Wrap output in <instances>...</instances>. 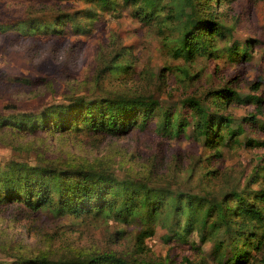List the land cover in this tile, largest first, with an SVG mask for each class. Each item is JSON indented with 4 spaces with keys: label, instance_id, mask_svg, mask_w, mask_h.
Instances as JSON below:
<instances>
[{
    "label": "rangeland",
    "instance_id": "1",
    "mask_svg": "<svg viewBox=\"0 0 264 264\" xmlns=\"http://www.w3.org/2000/svg\"><path fill=\"white\" fill-rule=\"evenodd\" d=\"M214 1L220 31L208 38L217 48L215 56L197 54L187 61L174 53L187 18L174 8L179 0H164L147 21L133 15L140 2L115 0L114 9H105L86 0H0V25L28 26L21 33L0 31V115L39 116L46 108L62 110L76 98L96 102L119 94L149 95L159 101L145 127L136 125L124 134L83 127L62 132L52 126L0 129V164L91 168L110 172L118 181H142L162 190L166 198L147 224L137 218L123 222L107 205L65 216L45 207H2L0 261L21 253L56 259L113 252L171 264H218L214 240H201L198 224L186 241L166 240L172 235L171 194L222 200L235 190L256 192L264 199V0ZM218 89L233 90L239 99L224 104L212 97ZM188 96L199 98L205 108H220L231 117L233 128L244 131L228 140L226 128H216L223 135L217 150L195 139L192 124L179 136H161V110L173 108L189 116L184 105ZM121 199L109 194L107 202ZM261 207L264 211V200ZM222 219L223 212L214 211L208 227H220L219 236L225 240ZM184 220L180 218L182 224ZM250 227L253 241L242 238L232 244L238 254L246 250L236 264H264V224L253 221ZM144 230L151 233L142 248L137 247V236Z\"/></svg>",
    "mask_w": 264,
    "mask_h": 264
},
{
    "label": "trees",
    "instance_id": "2",
    "mask_svg": "<svg viewBox=\"0 0 264 264\" xmlns=\"http://www.w3.org/2000/svg\"><path fill=\"white\" fill-rule=\"evenodd\" d=\"M86 1L92 3L94 1L105 9H114L115 0ZM123 2L136 5L140 1L123 0ZM162 2L164 0H142L140 5L134 8L133 15L142 21H147L150 17L154 18L158 11V5L160 6ZM214 3L216 5L219 0H215ZM212 5L211 0H179V8L174 5L176 10L179 9L178 13L184 12L187 16L179 46L174 50L176 56L184 57L187 61L193 59L197 54L215 56L217 48L212 42L213 39L208 37L219 34L220 24L213 17L215 6ZM184 10H189V12L185 13ZM39 26L41 25L39 24ZM26 28L28 26L18 24L0 25L2 32L12 29L21 33ZM212 93V97L220 99L224 104L239 99L236 98L237 96L234 97L235 94L230 89L227 91L218 89ZM158 104L159 101L149 95L128 97L119 94L101 98L96 102H84L82 98H76L65 104L62 110L46 108L39 116L23 113L2 114L0 115V129L17 128L36 131L38 128L46 129L52 126L53 129L62 132L78 130L79 127H83L84 130L91 132L124 134L136 125H140L141 128L145 127ZM184 105L190 109L189 116L184 115V112L179 114L173 108L161 110L163 121H165V129L160 131L161 136L167 138L179 136L184 133V127L192 124L195 139H203L206 147L217 150V143L223 139V135L217 132L220 127L226 128L224 136L228 140L234 139L244 131L241 126L233 128L231 117L220 108L217 110L211 107L205 108L196 96L185 98ZM139 118L140 124L137 122ZM251 142V140L246 141L248 145H251ZM60 167L48 163L30 167L15 161L0 164V208L15 206L29 211H37L45 207L55 216H65L93 209L101 210L107 205L109 212L123 222H127L128 218H137L141 223L147 224L153 221L162 207L165 197H162L160 192L163 191L149 187L142 181L132 179L118 181L110 172H97L91 168L67 165L65 169L61 170ZM120 189L123 191L120 192ZM243 193L234 190L224 194L222 200L204 199L202 196L184 192L171 194L169 200H171L172 221L167 228L172 232V235H168L166 240L173 239L184 242L192 232V228L196 229L198 224L201 228L199 230L200 239L213 238L214 240L212 250L216 262L218 264H236L235 262L242 258V254L246 253V250L243 249L238 254L233 251L232 244L242 238L253 241L255 232L252 231L253 227H250V223L255 221L264 224V211L261 207L264 200L262 194L252 192L245 195ZM109 194L118 195L122 199L120 201L110 200L108 203ZM156 202L158 204H155ZM216 210L223 212L221 223L227 234L225 240L219 236L220 227L218 230L208 227V220ZM181 217L185 219L184 224L180 221ZM162 223L166 226L165 221ZM150 233L146 230L139 233L137 247L142 248L144 237ZM12 257V260L0 261V264H171L168 260L130 258L113 252L56 259L43 254L26 255L23 253L12 254Z\"/></svg>",
    "mask_w": 264,
    "mask_h": 264
}]
</instances>
